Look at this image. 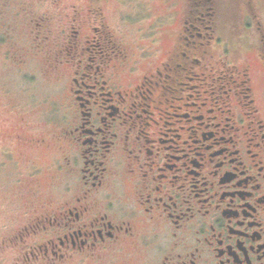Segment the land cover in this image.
<instances>
[{
  "label": "flooded vegetation",
  "instance_id": "af4514ba",
  "mask_svg": "<svg viewBox=\"0 0 264 264\" xmlns=\"http://www.w3.org/2000/svg\"><path fill=\"white\" fill-rule=\"evenodd\" d=\"M30 1H0L12 264H264V33L250 61L235 56L215 34L216 0H182L152 62L96 0ZM189 70L198 85L180 80ZM185 90L202 102L167 127L178 120L161 113L178 115L162 106H189Z\"/></svg>",
  "mask_w": 264,
  "mask_h": 264
},
{
  "label": "rangeland",
  "instance_id": "374dc122",
  "mask_svg": "<svg viewBox=\"0 0 264 264\" xmlns=\"http://www.w3.org/2000/svg\"><path fill=\"white\" fill-rule=\"evenodd\" d=\"M1 1V0H0ZM7 1V0H6ZM74 0H64L63 5ZM97 4L102 7L107 23L114 29L121 30L124 37L136 45H144L152 49V62L157 57H162L165 50L169 48L172 40L175 39V34L180 28L179 7L182 5V0H96ZM76 2V1H74ZM84 6L88 0H78ZM176 3V4H174ZM9 3L6 7H9ZM36 7L40 10L49 8V3L46 0H31L30 8ZM217 16L215 18L216 35L221 38L222 42L234 45L239 44L240 49L234 53L235 56L241 55L244 59L250 61L254 52L252 50L253 41L256 35L264 33V0H216ZM57 25V23L55 24ZM260 27L261 31L257 29ZM147 29H151L152 35L145 36ZM152 39V40H151ZM152 41V42H151ZM224 43L222 45H224ZM222 48V47H221ZM186 77H192L189 71L181 72L180 80H188ZM257 81V80H256ZM189 86H196L200 82L198 80H188ZM184 95H191L189 100H184L189 103V106H182L180 109L162 106L163 111L170 114L174 113L178 117L167 118L168 115L161 113L162 120L175 122L173 126L185 125L183 118L180 115L190 112L195 114V108L190 106L192 103L197 105L202 102V99H197L196 92L185 90ZM216 95V94H214ZM201 97H209L208 94L200 92ZM7 103V97L0 91V104ZM2 106L0 108H4ZM211 104H207V108H211ZM4 112V111H2ZM0 196V242L2 235L6 233L2 227L4 224L11 221L14 215V205L18 203L16 189L3 192ZM13 252L11 250H0V264H12Z\"/></svg>",
  "mask_w": 264,
  "mask_h": 264
}]
</instances>
